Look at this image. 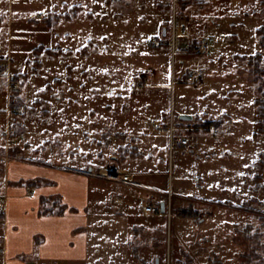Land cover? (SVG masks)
<instances>
[{
	"label": "rangeland",
	"instance_id": "374dc122",
	"mask_svg": "<svg viewBox=\"0 0 264 264\" xmlns=\"http://www.w3.org/2000/svg\"><path fill=\"white\" fill-rule=\"evenodd\" d=\"M54 1L37 7L34 4L39 0H0V180L4 183L6 161L13 159L46 160L85 169L89 164L111 167L109 164L122 161L134 144H109L112 123L119 121L113 114L115 109L120 112L123 104L137 105L132 101L135 92L145 95L153 85L163 83L158 103L169 109L173 98L180 133L197 144L194 152L174 148L171 182L166 175L152 177L159 180L154 182L165 197L174 200L173 223L169 224L166 216L160 218L151 226V235L134 239V246H139L140 255L150 264H166L168 255L171 264H264V0H244L248 13L239 12L244 20L236 45L229 25L222 26L230 34L227 43L217 42L220 31L207 26L210 13L234 21V11H225L239 7V1H215L212 6L207 4L209 0H56L52 5ZM119 1L127 9L128 16L123 17L127 24L105 18L110 12L107 8ZM157 4H162L161 9L174 5L179 19L187 20L189 34L180 38V46L187 52L182 58L185 71L204 70L201 81H185L187 72L179 66L178 53L172 57L166 45L152 47L142 40L149 35L161 40L152 30L154 22L142 25L146 17L141 12ZM120 10L117 8V14ZM40 14L44 18L36 19ZM53 23H59L56 26L61 37L54 38L49 32ZM65 32H69L67 38ZM204 34L216 37L210 52L194 53L190 41ZM107 43L112 47H105ZM44 45L55 49L50 52ZM59 45L78 51L59 52ZM147 46L151 48L145 52ZM222 47L227 48L223 54L228 69L225 73L215 71L218 61L217 67L212 62ZM148 68L153 73L142 76ZM142 81L145 84L141 86ZM74 98L78 100L77 110L71 111L68 103L73 105ZM204 112L214 119L203 120ZM186 113L195 117L191 125L181 119ZM75 118L81 119L82 128L77 137H66ZM199 118L202 123L194 124ZM121 119L130 127L124 126L126 134L138 132L134 117ZM190 126L200 132L189 133ZM160 147L157 163L166 168L169 144ZM98 150L104 155L97 154ZM70 151L82 154L70 158ZM62 152L69 155L62 157ZM93 154L97 155L95 160L91 159ZM146 160H124L122 165L132 169L139 162L146 164ZM24 183L37 184L30 180ZM50 201L54 206L45 211L54 212L55 206L63 210L56 198ZM119 223L111 213L102 217L89 259L63 264H149L138 261L128 248V235L116 237ZM94 226L96 230L97 223ZM128 227L132 228L130 222Z\"/></svg>",
	"mask_w": 264,
	"mask_h": 264
},
{
	"label": "crops",
	"instance_id": "0c3cea01",
	"mask_svg": "<svg viewBox=\"0 0 264 264\" xmlns=\"http://www.w3.org/2000/svg\"><path fill=\"white\" fill-rule=\"evenodd\" d=\"M39 1L40 2L34 5L39 7L41 4L47 2V0ZM55 1L52 5H55ZM120 1L119 3L111 5L110 8H107L110 9V12H108L105 18H111V20L121 19L124 24H127L126 20L123 18L127 15V9H125L124 2L122 1L120 3ZM206 1L207 0H205V2ZM215 1L221 2L225 0H209L207 4L214 3ZM228 1H239V7L234 6L232 9L226 8L227 11H225V13L231 12V10L234 11L231 12L234 14V21L226 19L227 16H219L218 18V15L216 16L213 13H210V24L207 27H209V30L220 31V33L218 32L219 39L217 42L223 41L227 43L228 37L226 40H221V36L227 34L230 38V34L223 30L222 26H225V24L229 25V31L235 34L233 43L236 45L239 44L240 37L237 34L243 31L242 24L244 15L239 16V12L241 14H247L248 12L246 11L244 0ZM161 5L162 4L153 5L152 7L149 6L150 8L141 12V16L146 17V21L145 23H142V25L146 26L149 23L152 24L154 22V25L151 26L154 27L152 30L157 34L156 36L161 35V40H156L152 35H149L148 37L146 36L144 37L145 39L142 38V40H146V44L152 47L164 44L167 47V51L171 52L172 55L169 38L173 14L174 10L176 11V8L173 5L172 9L166 7L161 9ZM229 5H231V3H229ZM142 6L147 8L145 4ZM117 8L121 9L119 14L116 12ZM119 15L121 17H118ZM263 18L264 17L262 16L261 19ZM61 21L62 19L58 22L60 23ZM65 21L67 20L65 19ZM58 24L53 23L48 29L50 33L52 32L51 34L54 35V38L56 36L61 37V34L57 30L58 26H56ZM68 33L69 32H65L63 35L67 38ZM106 36L110 41V37L107 34ZM154 41H158L159 44H154ZM191 42L192 41H190V43ZM111 43H107L105 47L111 48ZM46 46L44 45L45 50L50 52L55 49L54 47ZM150 48L148 46L145 47V52ZM57 49L59 52L65 51L71 54H75L78 51L71 47L63 48L60 45ZM184 49L185 46L181 45L178 51V54L180 55L179 66L184 72H187L185 71L187 69L184 65L185 60L182 58L186 52ZM226 49V47L220 48L217 57L212 59L213 66H216L217 63H215V61H218L219 69L215 68V71L225 73L228 70L225 69L227 63L223 56ZM151 72L153 73L152 68H148V73H143L142 76L146 77ZM188 74L189 72L185 73V75ZM172 84H174V81ZM163 85L165 84L162 83L161 86L156 84L153 85L148 94L145 95L135 92L132 101H136L137 105L123 104L120 112H118V108L115 109L116 113L113 114H117L115 116L119 121L112 123L113 134L111 135L112 140L109 141V144L111 142H114L115 144H129V142H132L134 148L130 152L131 154L129 153L126 157H123L122 161L109 164L111 167H104L99 163L97 166H90L89 164L88 169H85L83 166L76 167L67 163L51 164L48 161L46 163V160L28 162L13 159L6 161V173L4 174L5 176H3L5 177L4 183L3 180H0V196L2 195L4 197V204L0 205L2 207L0 208L2 209L0 212V255L3 264H63L86 262L92 252V243L95 239H98V222L102 217L108 216L110 213L120 222V228L116 237L119 234L128 235L130 237L128 239L130 242L128 248L133 250L138 261L144 260L150 264L149 259L140 255L139 246H134V239H137L138 237H140L139 240L143 239L144 234L151 235V226L164 216H166V220L169 224L170 222L173 223L174 214L172 213L171 217H169L168 209L170 205L171 212H173L174 200L172 199L171 201L169 196L165 197L161 187L157 185L159 183L157 181L159 180L152 177L155 175H166L168 183L171 182V178L174 177V161L171 165V157L174 148L182 147L175 146L171 148L168 131H159L150 124L151 121H155L166 126L171 115L175 118L173 98L169 109L158 103L159 97L161 96L159 93V87H163ZM233 90H235L233 92H236L237 88ZM58 98L63 100V96ZM77 101V98H74V100L71 101L73 102V105L68 103V109L71 111L77 110L75 105L77 104ZM191 115L193 116V114ZM121 116H125L126 118H129L130 116L134 117L137 126H134V129L138 132L134 134L128 133L129 135L126 134L127 131H125L124 126H126L127 129L130 127L121 122ZM211 117L212 116L209 115L208 112H204L203 118L205 119L203 120L214 119ZM194 118L195 117L193 116L192 119H181L189 121V125H191L194 122ZM199 119L200 120L194 124L202 123V118ZM216 120L217 119L214 121ZM210 127L214 128V125L211 124ZM81 128V119L77 120V118H75L74 124L72 126L68 125L66 137L67 134L68 136L72 135V137H77V131L78 129L81 130ZM189 129L191 130L189 133H195V135L200 132L193 131L192 129H195L194 126H190ZM161 132H166V135L161 134ZM167 142L169 144L170 162H168L166 168H163L157 163V160L161 158L160 156L157 157V153L162 146L160 148H157V146L163 145ZM94 151H96V149ZM191 152H194V150H191ZM68 153L71 155L70 158H75L76 156H79V154H82V152H75V154H73L71 151ZM98 153H102V156L104 155L102 150H98L97 154ZM65 154H67V152H62L60 156L63 157ZM96 156L97 155L93 154L91 159L95 160ZM113 157L115 156L113 155ZM145 159H147L146 164L143 162H135L138 164L134 165L132 169H128L122 165L124 160L128 162ZM102 168H122L133 173V180L131 182H125L122 180L102 178L99 175V170ZM197 177L198 176H196V179ZM25 180L36 181L37 184L35 186H29L24 183ZM103 180L108 182L104 184L102 183ZM51 197L56 198L60 202L59 204L62 205L63 210H57V208H61V206H55L54 209H56V211H45L54 206L53 201H50ZM45 198L48 199L46 202H44ZM149 202L159 204L161 208L162 203L164 202L165 210H162V213L148 214L144 212L143 205ZM93 204H95L93 207L96 209L95 212L92 211L91 205ZM101 208H103L104 211L101 212ZM95 222L97 223L96 230L94 228V225L96 224ZM127 222L132 224V228H129V224V227L126 228ZM142 223L143 226L138 227V225ZM136 224L138 225L136 226ZM169 257L170 256L168 255L166 264H171ZM158 262L157 264H160Z\"/></svg>",
	"mask_w": 264,
	"mask_h": 264
},
{
	"label": "built area",
	"instance_id": "2783aa9c",
	"mask_svg": "<svg viewBox=\"0 0 264 264\" xmlns=\"http://www.w3.org/2000/svg\"><path fill=\"white\" fill-rule=\"evenodd\" d=\"M203 1V0H200ZM44 18V14H40L37 16L38 20H41ZM189 34V26L187 23L186 19L180 20L177 12L174 10L173 14V20H172V25H171V33H170V38H169V43L172 49V55H176L180 49V38L183 36H188ZM227 34L221 36V40L227 39ZM219 39V38H218ZM216 40L211 35H203L200 36L196 41L192 42V51L194 53H208L210 52V48L212 43ZM154 44H158L157 41H154ZM205 75V72L202 68H198L195 70H192L188 75L187 78L185 79L186 82L190 83H196L201 81ZM174 81V80H173ZM145 83L142 81L140 85H144ZM150 124L157 130L163 131L167 130L169 133L170 137V146L171 148L175 146H182L186 148H195L196 143L193 139L189 137H184L181 135L178 125L175 121V118L173 115H171L167 125L165 126L162 123L151 121ZM8 131H4V134H7ZM99 175L104 176L107 179L111 180H122L125 182H131L133 180V173L129 172L124 169H117V170H112V169H106L105 172L101 169L99 172ZM199 179V177L197 178ZM3 198L0 196V204L3 203ZM143 210L144 212L148 214H157V213H162V208L159 204H155L153 202L145 203L143 205ZM168 214L169 217H171L172 212H171V207L169 205L168 209Z\"/></svg>",
	"mask_w": 264,
	"mask_h": 264
},
{
	"label": "water",
	"instance_id": "95a60500",
	"mask_svg": "<svg viewBox=\"0 0 264 264\" xmlns=\"http://www.w3.org/2000/svg\"><path fill=\"white\" fill-rule=\"evenodd\" d=\"M181 118H183V119H192L193 116L191 114H182ZM162 210H165V203L164 202L162 203Z\"/></svg>",
	"mask_w": 264,
	"mask_h": 264
},
{
	"label": "trees",
	"instance_id": "16d2710c",
	"mask_svg": "<svg viewBox=\"0 0 264 264\" xmlns=\"http://www.w3.org/2000/svg\"><path fill=\"white\" fill-rule=\"evenodd\" d=\"M190 48L192 49V46H190ZM46 201H47V199L45 198V199H44V202H46Z\"/></svg>",
	"mask_w": 264,
	"mask_h": 264
},
{
	"label": "bare ground",
	"instance_id": "6f19581e",
	"mask_svg": "<svg viewBox=\"0 0 264 264\" xmlns=\"http://www.w3.org/2000/svg\"><path fill=\"white\" fill-rule=\"evenodd\" d=\"M102 170H103V172H105V169L104 168Z\"/></svg>",
	"mask_w": 264,
	"mask_h": 264
}]
</instances>
